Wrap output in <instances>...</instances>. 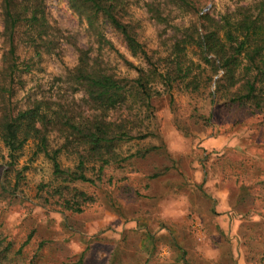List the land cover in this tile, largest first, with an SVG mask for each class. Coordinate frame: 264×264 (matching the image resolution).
<instances>
[{
  "label": "rangeland",
  "instance_id": "1",
  "mask_svg": "<svg viewBox=\"0 0 264 264\" xmlns=\"http://www.w3.org/2000/svg\"><path fill=\"white\" fill-rule=\"evenodd\" d=\"M123 1L120 17L131 24L146 50L166 55L173 38L190 28L198 15L218 20L241 7L254 9L260 0H187L194 10L168 0ZM150 3L160 5V19L148 11ZM45 9L54 28L75 38L81 48H91L92 56L99 54L118 77L136 78V68L145 64L142 56H133L122 36L106 23L99 28L113 51L98 48L96 37L68 0H45ZM1 21L0 15V58L5 49ZM67 44L61 48V59L44 56L22 75L12 97L15 110L39 98L40 90H47L64 68L75 66L77 55ZM31 53L20 47L26 62ZM205 89L172 90V95L153 98L148 108H133L129 122L136 138L118 148L121 157H132L106 166L100 174L88 169L94 183L74 184L93 198L80 212L42 199L59 183L50 162L33 155V143L25 146L9 171L7 159L2 160L0 250L10 247L3 264H209L199 249L207 251L208 243L225 254L220 264H232L226 257L227 239L214 235L207 221L214 203L231 210L237 221L230 220L228 234L237 251L246 254L250 264H261L262 253L264 264V104L260 112L221 102L210 105ZM126 112L120 109L116 119ZM0 154L6 155L2 144ZM64 158V166L71 167ZM209 233L216 239H209Z\"/></svg>",
  "mask_w": 264,
  "mask_h": 264
},
{
  "label": "trees",
  "instance_id": "2",
  "mask_svg": "<svg viewBox=\"0 0 264 264\" xmlns=\"http://www.w3.org/2000/svg\"><path fill=\"white\" fill-rule=\"evenodd\" d=\"M168 1L183 9H195L187 0ZM68 2L85 20L98 48L114 49L99 28L100 23H106L122 36L133 56H142L145 64L136 68L135 79L120 78L99 54L92 56L91 48H81L75 38L51 25L45 15V0H0L5 46L0 58V144L6 152L5 157L0 154V168L4 166L1 161L7 159V171L12 169L25 146L33 143V155L50 162L51 173L59 183L45 192L42 199L47 204L80 212L92 202L93 198L74 184H93L88 169L100 174L106 166L132 157L123 158L118 151L120 144L136 138L129 122L130 112L135 107L148 108L155 97L172 95L176 89L194 93L204 87L210 105L221 102L252 111L262 109L264 0L258 1L254 9L241 7L218 20L198 15L190 28L173 38L166 55L160 50L148 52L131 24L120 17L123 0ZM146 6L155 17H162L159 4ZM67 43L77 55L75 66L64 68L47 90H40L39 98L15 110L12 97L22 75L30 73L44 56L61 59V48ZM21 46L32 52L28 62L19 54ZM213 85L215 90L211 91ZM120 109L127 112L117 120L115 113ZM261 111L264 121V108ZM53 134L57 137L52 138ZM63 157L71 167L64 166ZM8 249L0 250V264L6 261L2 256Z\"/></svg>",
  "mask_w": 264,
  "mask_h": 264
},
{
  "label": "crops",
  "instance_id": "3",
  "mask_svg": "<svg viewBox=\"0 0 264 264\" xmlns=\"http://www.w3.org/2000/svg\"><path fill=\"white\" fill-rule=\"evenodd\" d=\"M225 195L227 194V192H224ZM215 201L216 198L213 195ZM224 198L223 197V193L220 194V198ZM212 206V210H211V216L209 218H207V221H209V223L213 224V228H215L213 234L217 235L218 237L222 238V239H227L226 241V246H227V256L229 259V262H231L232 264H250V261H248L246 259V254L244 255L243 252H238L237 249L233 246V242H230V238L229 237V230L232 226V224L230 225L231 222H237L236 220L233 219L232 217V211L230 212L229 209L227 208L226 212L225 210L223 211V208L220 209L222 207V203L216 204L214 203ZM219 206V208H218ZM214 207V208H213ZM219 213V214H218ZM210 213H205V215L208 217ZM261 219V218H259ZM231 220V222H230ZM234 220V221H233ZM253 221H257V222H261V220H253ZM236 224V223H235ZM236 226L238 227V224H236ZM209 239H213L215 238V236H212L210 233L206 235ZM216 239V238H215ZM208 246H206V250H204V248H199L201 249L200 251L204 253V255H201V257H203V259L205 261H208L209 264H220V261L223 260V258L225 257V254H222L219 247H215L213 244L208 243ZM207 252V254H206ZM211 262V263H210ZM259 262L262 264V257L260 255L259 258Z\"/></svg>",
  "mask_w": 264,
  "mask_h": 264
}]
</instances>
